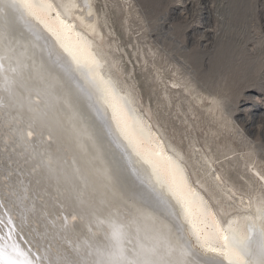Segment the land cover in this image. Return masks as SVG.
<instances>
[{"label": "bare ground", "instance_id": "bare-ground-1", "mask_svg": "<svg viewBox=\"0 0 264 264\" xmlns=\"http://www.w3.org/2000/svg\"><path fill=\"white\" fill-rule=\"evenodd\" d=\"M104 40L93 0H0V264H264V196L222 216Z\"/></svg>", "mask_w": 264, "mask_h": 264}, {"label": "rangeland", "instance_id": "rangeland-1", "mask_svg": "<svg viewBox=\"0 0 264 264\" xmlns=\"http://www.w3.org/2000/svg\"><path fill=\"white\" fill-rule=\"evenodd\" d=\"M93 1L115 75L193 181L222 216L248 211L264 196V0Z\"/></svg>", "mask_w": 264, "mask_h": 264}]
</instances>
